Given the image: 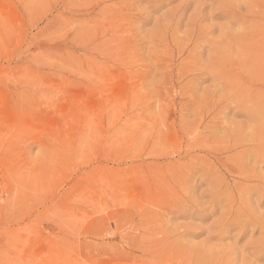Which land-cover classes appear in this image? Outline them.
Here are the masks:
<instances>
[{"label":"rangeland","instance_id":"374dc122","mask_svg":"<svg viewBox=\"0 0 264 264\" xmlns=\"http://www.w3.org/2000/svg\"><path fill=\"white\" fill-rule=\"evenodd\" d=\"M0 264H264V0H0Z\"/></svg>","mask_w":264,"mask_h":264}]
</instances>
